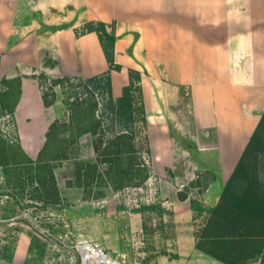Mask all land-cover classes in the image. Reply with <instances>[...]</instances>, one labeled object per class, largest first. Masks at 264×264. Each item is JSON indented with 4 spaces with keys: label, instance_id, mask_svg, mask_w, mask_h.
Wrapping results in <instances>:
<instances>
[{
    "label": "crops",
    "instance_id": "0c3cea01",
    "mask_svg": "<svg viewBox=\"0 0 264 264\" xmlns=\"http://www.w3.org/2000/svg\"><path fill=\"white\" fill-rule=\"evenodd\" d=\"M98 19L116 24L123 69L111 72L114 95L129 68L141 71L148 133H175L184 156L172 162L188 167L175 169L176 190L207 171L199 198L195 185L177 196L196 220L218 203L264 111V0H0V84L21 78L14 118L25 150L33 142H24V127L44 136L56 118L40 71L87 78L108 70L98 34L75 33Z\"/></svg>",
    "mask_w": 264,
    "mask_h": 264
},
{
    "label": "rangeland",
    "instance_id": "374dc122",
    "mask_svg": "<svg viewBox=\"0 0 264 264\" xmlns=\"http://www.w3.org/2000/svg\"><path fill=\"white\" fill-rule=\"evenodd\" d=\"M42 73L36 75L38 82H42H39L42 97L46 92L51 100L56 92L54 104L49 105L56 113L54 120H69L71 111L65 101L68 98L70 101L86 99L93 87L81 84L83 77L72 76L75 79L66 84L70 89L68 96L61 85L53 82L61 76L48 75L44 79ZM16 79H2L0 88L4 90L15 85L13 80ZM15 97L13 91L6 97L5 105L0 103V149L4 144L6 147L0 155V264H95L91 258L84 260L93 247L102 249L119 264H219L195 246L196 235L204 227L207 211L204 214L196 212L197 219L190 220L184 215L177 198L188 193L194 185L196 194L201 191L202 188L198 187L207 183V171L200 173L202 178H196V182L183 186L181 191L176 190L175 169L188 167L175 166L177 164L172 162L176 161L174 158L184 156L178 143L172 139L173 131L170 137L168 133H156L151 127L150 134L148 129L141 134L144 137L147 133L152 145L151 158L146 159L151 175L143 185L108 187L105 190L98 187L105 184L100 180L89 182L87 177H78L82 166L80 161L97 158L93 136L83 134L72 146L69 159L50 162L60 195L55 202L46 203L35 189L38 176L28 172L27 165L17 166L14 152L9 148L10 144L16 143L22 146L15 118L9 113ZM98 98L101 101L99 95ZM29 105L34 108L33 115L38 112L34 101ZM104 126H107L106 122ZM22 135L24 142H33L26 150L22 146L24 152L39 160L46 134L35 136L27 125ZM55 151L56 147L50 153L46 152L43 158L48 161ZM18 157L24 158L22 155ZM99 166L102 171L106 169L103 162ZM196 197L199 198L198 194ZM153 204L162 205V209L148 206ZM144 205L147 207L142 210Z\"/></svg>",
    "mask_w": 264,
    "mask_h": 264
},
{
    "label": "trees",
    "instance_id": "16d2710c",
    "mask_svg": "<svg viewBox=\"0 0 264 264\" xmlns=\"http://www.w3.org/2000/svg\"><path fill=\"white\" fill-rule=\"evenodd\" d=\"M88 32L98 34L109 65L108 70L80 80L85 87L91 85L93 91H89V97L86 99L76 98L70 101L68 98L65 101L71 111L70 118L56 119L49 125L46 143L39 154V160L28 157L20 144L9 146L15 155L14 163L17 166L27 165L28 172L38 176L40 185L38 183L35 189L46 203L55 202L60 195L50 162L69 159L72 146L86 133H90L94 138L93 146L97 158L94 161H80L82 166L78 170L79 179L84 176L89 182L100 180L105 184L101 183L98 185L99 188L118 189L127 185L141 186L151 175V169L146 161L152 154L149 136L146 133V136L141 137L148 127L142 72L129 68L128 83L123 87L121 94L115 96L111 72L123 69L116 61L115 47L118 38L116 24L98 19L88 21L75 29L77 36ZM41 77L47 79L48 75L43 72ZM72 79L75 77L63 76L53 82L61 85L64 93L69 96L70 89L66 84ZM13 81L16 82H13L15 85H9L4 90L0 88V103L5 105L6 97L15 91L16 97L9 110L14 116L21 93V78ZM39 82L42 84L40 80ZM43 100L48 106L54 104L56 92H53L51 100H48V94L44 92ZM105 122L107 126H104ZM55 147L56 154L48 161L45 160L43 158L45 153H50ZM5 150L4 144L0 149V155ZM19 155L24 158H19ZM100 162L106 164L104 171L99 166ZM263 172L264 111L241 158L225 183L218 203L207 211L204 227L196 235L195 246L198 250L224 264H264ZM31 179L34 181L33 177ZM79 184L81 186L82 182L79 181ZM88 185L90 184H86ZM187 196L188 194L184 193L180 198L186 199ZM191 205L194 209L198 208L194 200L191 201ZM148 206L162 209V205L159 204ZM146 207L144 205L141 209ZM141 209L138 211L141 212Z\"/></svg>",
    "mask_w": 264,
    "mask_h": 264
},
{
    "label": "built area",
    "instance_id": "2783aa9c",
    "mask_svg": "<svg viewBox=\"0 0 264 264\" xmlns=\"http://www.w3.org/2000/svg\"><path fill=\"white\" fill-rule=\"evenodd\" d=\"M91 258L95 264H119L118 261L113 260L105 251L98 247H93L90 250V255L86 256L85 261Z\"/></svg>",
    "mask_w": 264,
    "mask_h": 264
}]
</instances>
